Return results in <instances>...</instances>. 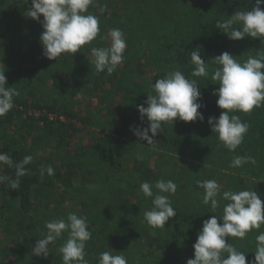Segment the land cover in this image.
<instances>
[{"label":"trees","instance_id":"trees-1","mask_svg":"<svg viewBox=\"0 0 264 264\" xmlns=\"http://www.w3.org/2000/svg\"><path fill=\"white\" fill-rule=\"evenodd\" d=\"M10 1L0 0V18ZM255 6V0H94L90 10L94 15L100 14V33L97 39L83 46L76 54L64 53L49 62L42 55L40 37L43 29L35 23L30 25L23 40L25 45L19 47L30 52V59L44 56L37 66L50 68L51 72L49 77H42L39 81L30 77L36 74V67H26L23 71L17 68V71L5 73L8 86L15 87L19 96L14 97L13 109L0 117V152L9 154L15 162L21 161L26 155L33 157L26 148L27 137L24 136V131L21 129L13 134L8 132V127L16 125V119L25 121V126L30 129L29 134L35 131L37 124H41L40 137L54 140L56 149L49 159H42L39 163L33 157L32 163L26 166L27 175L21 178L18 189H11L7 181L0 183V195L12 198H0V264H35L36 261L27 260L31 253L20 241L16 244L15 251L7 248L13 242L8 229H21L23 239L28 241L34 240L38 235L43 236L38 230L40 227L44 228L43 222L37 215L43 204L49 206L52 203L58 182L68 184L73 179L80 178L85 185L89 178H95L102 186L112 184L107 189L94 186V192L99 198L90 197L92 199L89 198L88 202H81L78 213V216L87 218L91 239L86 242L85 251L95 256L93 264H99L100 253L111 249L115 251L113 255L126 256L128 264H135L136 252L142 258L139 264H186L188 259H194L193 245L202 230L203 222L211 215L222 220L223 208L229 202L218 198L220 206L213 213L210 203H203L205 190L197 185V181L216 180L221 185V194L223 191L254 190L264 202V182L255 184L252 176L246 178L241 172H249L248 165L251 163L239 168L230 167L234 156H250L258 165L261 164L260 173L263 172L264 106L256 107L250 113H231L247 123L249 129L236 151H229L217 134L212 132L208 123L209 117L219 118L223 111L217 106L218 97L213 95L219 89V84L211 79V74L207 77L192 76L195 66L190 58L191 52L200 48L201 58L208 62L211 73L217 65L210 59L223 52L230 53L241 63L250 55L255 57L257 52L264 53V43L259 38L246 37L233 41L216 28L218 20L230 18L236 11L252 10ZM113 28H119L125 34L127 43L124 66L134 62L152 70V76L159 79L164 78L169 71L180 70L187 78L196 80L200 88L202 96L199 103L204 107L199 111L204 116L203 122H184L177 118L174 123H165L163 132L153 137L157 149L174 159L170 167L165 169H159L156 165L151 169L149 163L140 157H135L132 166L127 157L131 151V142L124 138L110 141L108 137L98 136L92 144L78 145L71 155L64 157L65 147L72 142L74 136L83 127L94 125L89 117H83L81 112L74 109V104L65 101L77 91L76 85H82V94L92 93L97 88L89 79L84 83L85 77H80L75 72L79 66H84L82 63L90 68L92 47H110V38H102ZM3 42L0 40V47L4 45ZM11 44L14 42L11 41ZM139 51H144L145 61L141 60L143 55L138 54ZM1 52L0 48V54ZM59 59L66 62L58 65ZM23 64L24 61L20 62L18 67ZM14 65L15 63H11L9 66ZM81 71L84 73L85 69ZM91 71L97 78L104 74L109 77L113 75L106 70L98 74L92 68ZM133 72L134 69H131L130 73ZM49 79L51 91L55 93L52 98L47 96L50 94L47 88ZM102 82H105V78ZM142 102H138L135 111L139 115L137 125L145 128L149 122L147 118L141 122L137 108ZM141 105L147 107L144 102ZM49 166L54 169L52 175L47 172ZM130 171L135 173V182L130 183L127 189L122 188L121 185H126L125 177L131 175ZM0 175L15 179V169L0 165ZM159 179L172 180L177 185L175 194L162 193L169 197L177 214L166 223L164 235L156 233L151 236L150 226L143 223V213L153 207L152 198L145 197L140 191V184L149 182L155 193L157 190L154 184ZM113 187L118 191H112L110 199L106 200L109 205L105 206V193L109 194ZM65 202L67 199L52 209L53 219H66L71 212L77 214L76 209L69 206L65 211ZM255 230L247 233L245 239L256 240L255 236L263 232L262 229ZM66 239L67 233L60 240L64 243ZM237 239L240 238L228 237L226 242L234 245ZM247 240L243 242L245 252L250 246ZM40 264H63L62 254L52 259H43Z\"/></svg>","mask_w":264,"mask_h":264},{"label":"clouds","instance_id":"clouds-1","mask_svg":"<svg viewBox=\"0 0 264 264\" xmlns=\"http://www.w3.org/2000/svg\"><path fill=\"white\" fill-rule=\"evenodd\" d=\"M93 2L94 0H31L32 7L25 16L41 23L43 32L40 41L43 55L47 59L56 60L64 53L76 54L83 46L97 39L100 33L99 18L88 12ZM255 3L252 10L236 11L230 18L218 20L216 28L233 41L251 37L259 38L264 43V39H261L264 38V0H255ZM237 24L240 27H235ZM109 38L110 47L91 48V62L97 72L106 70L111 74L124 60L127 42L123 31L113 28L105 37ZM199 49L190 54L195 66L192 76L207 77L211 74V79L219 84V89L213 95L218 97L217 106L223 110L219 118L209 117L208 123L224 146L235 152L243 143L249 125L231 113H250L254 108L264 106V53L257 52L255 57L250 55L241 63L230 53L223 52L210 59L217 65L210 73L209 64L201 58ZM151 87L155 94L147 95V107L137 106L141 122L147 118L148 126L130 129L140 140L152 145L153 137L163 132L164 124L174 123L177 118L184 122H203L204 116L199 110L204 105L199 103L202 94L196 80L187 78L180 70H174L156 80ZM16 96H19V92L15 87L8 86L5 72L0 71V117L13 109ZM32 161L33 157L26 155L21 161L15 162L9 154L0 152V165L15 169V179L0 175V183L7 181L11 189H18L21 178L27 175L26 166ZM255 162L253 157L237 155L233 157L230 167L239 168ZM47 172L52 175L54 169L49 166ZM196 183L205 190L203 203H210L213 213L220 206L218 198L229 202L223 208L222 220L211 215L203 222L202 230L193 245L195 258L188 259L186 264H248L247 255L238 251L232 243H227L226 238H245L252 229H259L264 224V202L260 194L254 190L223 191L221 194V185L214 179ZM154 188L157 190L155 193L149 182L140 184V191L145 197L152 198L153 205L143 213L144 221L150 227L165 228L166 223L177 212L169 197L162 193L175 194L177 185L172 180L159 179ZM45 228L46 234L34 245V256L47 259L50 245L67 233V239L59 248L63 264H89L85 249L86 242L91 239V232L88 230L86 217L71 212L66 219L47 221ZM113 252L115 251L111 249L100 253L99 264H128L126 256L113 255ZM254 253V264H264V232L256 237Z\"/></svg>","mask_w":264,"mask_h":264},{"label":"rangeland","instance_id":"rangeland-1","mask_svg":"<svg viewBox=\"0 0 264 264\" xmlns=\"http://www.w3.org/2000/svg\"><path fill=\"white\" fill-rule=\"evenodd\" d=\"M32 7L31 0H11L10 3L7 5L5 11L3 12L1 18H0V40L4 43V45L1 48V54H0V71H4L5 73L13 72V71H23L28 67L31 69L32 67L37 68V72L34 75H30L31 78L37 79V81L41 80L42 77H49L51 69L50 68H41V66L38 65V61L43 59L44 56H39L38 59L35 58H29L28 54L30 52H26L28 50H25L23 48H20L19 46L25 45L23 43L25 35L28 33L30 25L33 23L38 24L39 26L42 25L41 23L36 22L35 20H32L31 18H28L25 16V13ZM91 6L88 9V12L93 14V11L90 10ZM97 17H100V14L95 13ZM41 20H43V17H41ZM43 29V28H42ZM107 36V32L105 34ZM5 36V37H3ZM9 39V40H8ZM102 40H105V36L102 38ZM11 41L14 42V44H11ZM111 44V41H109ZM110 46V45H109ZM23 51V55H21ZM14 52V55L11 56V53ZM144 52V51H143ZM143 52H138V54L143 55L142 61H145L146 56L143 54ZM27 53V56L25 55ZM30 55V54H29ZM31 57V56H30ZM148 57V53H147ZM29 58V61H28ZM32 60V62H31ZM49 62V59H47ZM2 61H6L5 63ZM24 61L23 65L18 64L20 62ZM45 61V60H44ZM92 61V60H91ZM66 62V60L62 61V59L58 60V65ZM136 62V60H135ZM11 63H15L14 66H9ZM91 65L88 68V65L85 63H82L84 66H79L78 70L75 72L76 74L80 75V77H85L84 83L87 82V79L91 80L94 85H97L96 90L92 93H80V90L82 89V85H76L78 88L76 92H73L74 94H71L72 98H68L65 101L68 104H74V109H77V111L82 113V116L89 117L92 122L94 123L93 126H86L82 128V131L80 133H77L72 142L68 143L65 147V156H69L73 153L74 149L78 145H88L92 144L95 137H108L110 141L119 140L118 138H124L127 141H130L131 143V151L127 154V157L130 159V164L133 163L135 157H140L142 159H145L148 163L150 168L155 167L156 165L159 169H165L167 166H169L174 159L171 157H167V155H164L159 149H157L156 145L154 143L152 145H149L147 141L140 140L137 136L133 134V132L130 130L135 127H139L137 125V122L139 121V115L135 111V107L138 104V102H144L146 104L147 95L148 94H155L151 85L155 84L157 78L156 76H152L154 73L152 70L149 71V68H144L142 66H139L136 63H128L127 67L124 66L125 63H121L117 66L116 70L113 72L112 77L106 76L108 74H104V76H101L100 78L95 77V74L91 71V68L95 69L94 64L90 62ZM42 65V64H41ZM39 67V68H38ZM50 67V66H49ZM124 68L123 70H120ZM85 69L84 73L81 71ZM134 69V72L131 74L130 70ZM62 71V70H61ZM100 72H97V74ZM75 78V77H73ZM105 78V82H102V79ZM83 79V78H82ZM49 84L47 85V88L50 90V94L47 95L48 98H52L53 95L55 96V93L51 91V79L48 80ZM97 83V84H96ZM95 87V86H94ZM60 97V96H59ZM142 102V103H143ZM141 103V104H142ZM140 104V105H141ZM21 109V108H20ZM33 113V112H32ZM24 120L16 119V125L12 127H8L9 134H13L14 132H18L21 129L24 131V136H26V148L31 151L36 163L41 162L42 159H49L55 149H56V143L54 140L45 139L41 136V124L38 125L33 131L32 134H29L30 129H28L25 126ZM100 126V127H98ZM81 127V126H80ZM1 136V132H0ZM135 146V148H134ZM52 159V158H51ZM53 158L52 160H54ZM163 162V163H162ZM165 162L167 164H165ZM162 163V164H161ZM180 165H182L180 163ZM133 166V164H132ZM170 167V166H169ZM149 168V170H150ZM261 164L258 165L257 162L255 164L248 165V171H241L244 173V177L250 178V176L253 177V180H255L253 183L257 184L261 182H264V170L262 173H260ZM131 175L126 176V185H121L122 188H128V185L130 183H134V174L131 172ZM84 182L80 179H73L70 183H61L58 182L56 186V192L54 193V199L51 201L52 203L47 205L41 206V211L38 212L37 218H40L43 222L44 228H38L41 234L43 236L46 234L47 229L45 228V223L48 221V217H50V220L53 219L52 213L53 208L57 205H61V203L67 199V202L64 204V210L66 211L68 209L67 206L75 208L77 215H79V210L81 208V202L86 201L88 202L90 199H97L99 198V195L95 194L94 192V186H99L101 188L107 189L108 186L112 187V184L105 185L102 183H99L97 179L89 178L88 181ZM83 186H82V185ZM82 189V191H81ZM112 191H118L116 188H112L110 193H105L104 197V205L108 206L109 203L106 201L107 199H110L112 195ZM92 197V198H90ZM0 198L2 200H12L10 196L0 195ZM90 198V199H89ZM89 199V200H88ZM48 216V217H47ZM38 221V219H36ZM143 223L147 224L144 220ZM264 232V224H261V227L259 229H256L255 231L261 230ZM164 235V228H149V235L154 236L156 235ZM8 234L10 235V240H13V242L9 243L7 245L8 249L14 250V248L17 247L16 244H18V241L23 243L30 251V256L27 257L28 261H36L35 264H40L41 261L44 259L42 257H36L33 255V248L36 243V241L39 238H43L42 235H38L37 238L34 240H26L23 239V233L22 230L19 228H14L13 230L8 229ZM257 235L255 236V238ZM145 238V236H144ZM60 240V239H58ZM55 241L53 245H50V253L46 260L52 259L56 255L60 254L59 248L62 246L63 242L60 240L59 242ZM247 238H240L237 239L234 243V247L238 251L245 252V245L243 244L244 241H246ZM250 246L248 247V250L245 252L247 255L246 259L248 261V264H254L255 261V250H256V240H247ZM146 250H149L146 248ZM149 252V251H148ZM146 252V253H148ZM86 259L88 260L89 264H93L95 256L92 254L86 253ZM142 258H140V254L136 252L134 254V260L135 264H139ZM145 262H142L141 264H144Z\"/></svg>","mask_w":264,"mask_h":264}]
</instances>
